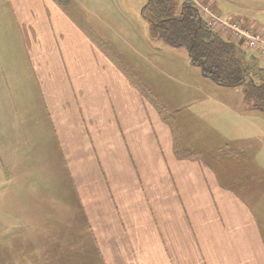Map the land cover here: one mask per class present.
Segmentation results:
<instances>
[{
	"label": "crops",
	"instance_id": "obj_1",
	"mask_svg": "<svg viewBox=\"0 0 264 264\" xmlns=\"http://www.w3.org/2000/svg\"><path fill=\"white\" fill-rule=\"evenodd\" d=\"M5 1L80 206L97 225L90 264H264V156L250 153L262 144L252 133L263 135L264 124L244 116V127L223 126L221 147L242 159L218 164L219 172L179 157L175 134L137 85L139 74L132 78L135 70L123 66L128 58L102 36L106 48L99 46L98 28L80 21L72 0ZM189 1L210 2L219 17L240 18L222 15L217 0ZM253 3L258 10L249 8L250 24L238 20L264 34V0Z\"/></svg>",
	"mask_w": 264,
	"mask_h": 264
},
{
	"label": "rangeland",
	"instance_id": "obj_2",
	"mask_svg": "<svg viewBox=\"0 0 264 264\" xmlns=\"http://www.w3.org/2000/svg\"><path fill=\"white\" fill-rule=\"evenodd\" d=\"M149 2L72 0L80 21L98 28L94 38L101 42L99 46L106 48L102 36L123 54L122 59L128 58L123 66L127 71L135 70L132 78L139 74L137 85L157 110L161 122L175 134L177 148L174 147L179 157L203 160L219 172L218 164L229 165L241 156L221 147L226 143L223 126L244 127V116H249L253 125L264 124V113L255 110L241 88L220 86L205 78L187 49L153 41L144 14ZM195 3L210 7L211 15L200 14L210 27L264 63V55L210 20L212 15L223 22L229 17H219L210 2ZM216 5L222 15L233 13L240 16H235L236 20L244 19L249 24L251 21L245 18L252 10L249 8L258 10L252 0H217ZM23 38L7 2L0 0V264H53L51 261L57 259L65 264H90L89 255L96 262L91 252L95 250L93 234L97 225L80 206L52 113L47 114L44 108ZM133 57L137 60L130 59ZM225 105L226 110H221ZM250 108L259 116H251ZM211 126H215L213 131L207 130ZM234 132L227 136L233 137ZM252 136L262 140L263 145L251 146L250 153L264 156V133L253 131ZM261 160L253 162L255 168L262 165ZM258 170L261 171L259 166ZM59 252L65 258H58Z\"/></svg>",
	"mask_w": 264,
	"mask_h": 264
},
{
	"label": "trees",
	"instance_id": "obj_3",
	"mask_svg": "<svg viewBox=\"0 0 264 264\" xmlns=\"http://www.w3.org/2000/svg\"><path fill=\"white\" fill-rule=\"evenodd\" d=\"M150 37L175 49H187L205 78L241 88L255 110L264 113V67L255 54L227 41L200 21V12L189 0H150L144 8Z\"/></svg>",
	"mask_w": 264,
	"mask_h": 264
},
{
	"label": "built area",
	"instance_id": "obj_4",
	"mask_svg": "<svg viewBox=\"0 0 264 264\" xmlns=\"http://www.w3.org/2000/svg\"><path fill=\"white\" fill-rule=\"evenodd\" d=\"M201 15L209 14L211 15L212 12L210 11V7L202 6L200 4H194ZM214 22L220 26L224 32H230L231 36L236 38V36L242 38V40L245 41L246 45L251 49L256 51L257 53H260L264 55V34L259 31H254L253 29L246 28L240 24L238 20H236L234 17H229L226 22H223L215 15H212V18L210 17L211 22ZM250 29L251 31L247 30Z\"/></svg>",
	"mask_w": 264,
	"mask_h": 264
},
{
	"label": "water",
	"instance_id": "obj_5",
	"mask_svg": "<svg viewBox=\"0 0 264 264\" xmlns=\"http://www.w3.org/2000/svg\"><path fill=\"white\" fill-rule=\"evenodd\" d=\"M200 21H203V18L202 17H200Z\"/></svg>",
	"mask_w": 264,
	"mask_h": 264
},
{
	"label": "bare ground",
	"instance_id": "obj_6",
	"mask_svg": "<svg viewBox=\"0 0 264 264\" xmlns=\"http://www.w3.org/2000/svg\"><path fill=\"white\" fill-rule=\"evenodd\" d=\"M254 51V50H253Z\"/></svg>",
	"mask_w": 264,
	"mask_h": 264
}]
</instances>
